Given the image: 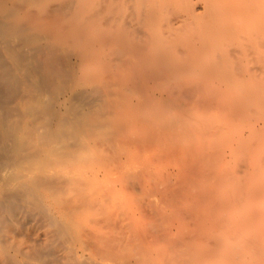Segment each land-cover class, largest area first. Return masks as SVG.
Returning a JSON list of instances; mask_svg holds the SVG:
<instances>
[{"label":"bare ground","instance_id":"6f19581e","mask_svg":"<svg viewBox=\"0 0 264 264\" xmlns=\"http://www.w3.org/2000/svg\"><path fill=\"white\" fill-rule=\"evenodd\" d=\"M255 56L264 0H0V264H264V101L186 122Z\"/></svg>","mask_w":264,"mask_h":264},{"label":"rangeland","instance_id":"374dc122","mask_svg":"<svg viewBox=\"0 0 264 264\" xmlns=\"http://www.w3.org/2000/svg\"><path fill=\"white\" fill-rule=\"evenodd\" d=\"M185 42V40H181L180 42H177L176 45L180 48H184L188 44ZM204 55V60L208 63H213L217 59L211 52H206ZM263 62L264 58L256 56L238 60L226 58V60L224 59L222 62V64H224L223 66L221 65L222 67H212L204 71L203 74L207 78V82L202 91L201 98L205 97V99L200 106L196 107L197 104H193V106L188 109V116L187 118L185 117L187 120L186 122H190L189 124H191L192 121L196 120V122L198 121L200 124L203 123L204 125L214 124L215 119L219 115L218 105L226 101L246 100L258 101V103H260L259 101H264V69L262 70V67L260 66ZM249 72L251 76V73L255 72L256 74L253 73V75L255 74L254 76L256 77L251 79L252 76L249 79ZM213 97V103H209L208 99ZM253 103L254 102H252V104ZM161 107L163 106L161 105ZM159 108L160 106H158V109ZM168 109L170 110H166L164 107L161 109L162 112H168L162 115L163 122H167L168 119L174 118L179 114L178 109L175 106L168 107ZM197 133H200V131H197ZM192 135L193 137H189V139L192 138V141H194V139L196 140L197 137H201L199 134H196L195 138V134ZM156 151H161L162 154L160 158H158L159 156H156V159L154 157V162L157 160L156 163H154L151 158L156 167L158 165V167L160 166L164 168V166L168 167L177 162L172 161L173 153L171 144H168L166 149V145H163V143L160 142L158 145L155 144V148H153V146L150 148L145 147L143 153L152 154ZM23 235L28 240L34 238L33 233L31 234L30 232L28 233L24 231Z\"/></svg>","mask_w":264,"mask_h":264}]
</instances>
